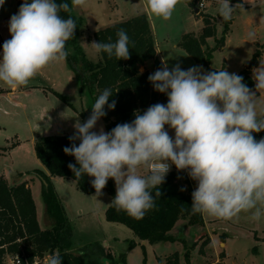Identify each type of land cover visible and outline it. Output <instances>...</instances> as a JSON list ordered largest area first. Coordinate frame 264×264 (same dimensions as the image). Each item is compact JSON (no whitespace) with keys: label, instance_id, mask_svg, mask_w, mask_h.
Returning <instances> with one entry per match:
<instances>
[{"label":"clouds","instance_id":"1","mask_svg":"<svg viewBox=\"0 0 264 264\" xmlns=\"http://www.w3.org/2000/svg\"><path fill=\"white\" fill-rule=\"evenodd\" d=\"M4 3L0 0V7ZM178 3L147 0V7L156 17L168 20ZM85 5L86 0H71V7L57 0H24L9 21L11 39L3 43L0 81L12 88L27 86L50 63L65 60L69 55L66 42L77 27L71 15L65 19L60 13ZM238 7L242 5L232 7L230 0H219L218 14L228 21ZM116 36L115 42L109 37L107 43L91 45L109 58L129 59L128 34L120 29ZM254 37L255 32L248 34L249 39ZM161 64L148 81L155 91L167 95V104H153L142 114L135 112L131 123L117 124L109 132L101 127L97 132L93 129L106 116L105 106L116 107L115 100L109 103L112 90L104 89L89 118L73 125L75 133L69 137L73 143L63 148L76 160L68 164L69 169L76 178L92 177L97 195L113 179L116 195L111 204L117 211L142 219L155 206L150 189L162 185L175 165L197 183L191 193L193 214L231 220L241 212H251V219L259 221L264 215V138L256 140L253 133L264 131V109L258 115L256 93L243 83L242 76L225 69L205 72L202 66L183 70L179 63L171 68L166 60ZM252 71L260 92L264 90V63ZM166 126L174 130V138ZM141 168L148 169V174L142 175ZM49 264H62V260L53 254Z\"/></svg>","mask_w":264,"mask_h":264},{"label":"rangeland","instance_id":"2","mask_svg":"<svg viewBox=\"0 0 264 264\" xmlns=\"http://www.w3.org/2000/svg\"><path fill=\"white\" fill-rule=\"evenodd\" d=\"M23 2L24 0H5L4 5L0 7V33L7 40L11 39L10 18L18 12ZM204 2L203 7L195 6L199 8L200 15L188 0H179L168 20L153 15L147 7V0H86L85 6L77 7L72 13L85 21V24L82 22L81 34L88 41L85 42L86 56L93 62L99 60L100 54L90 45L94 34L91 36L89 29L98 31L103 25H107L106 23H112L106 22L105 17L111 16L113 21H119L118 17L122 20L146 13L151 22L159 57L161 61H167L169 68L179 63L183 70L192 66H202L205 72L225 69L236 74L239 69H246L249 65L253 70L260 66V62L264 63V3H260V7L253 11L236 8L230 19L229 31L224 34L225 21L218 14L219 0ZM112 11L124 16H113ZM206 14L213 16L216 24L215 36L209 37L203 47L204 50L207 48L213 50L208 66L197 62L184 46L189 37L198 38L202 34L205 25L203 17ZM250 32H255L253 39L248 38ZM223 37L222 45L219 40ZM1 42L0 36V49L3 47ZM79 44L81 45L80 41ZM257 50L260 51V55L257 60H253ZM145 69L151 73L156 71L152 63L141 70ZM69 70L66 59L52 62L32 78L27 86L18 87V93L14 95L9 93L12 87L0 81V151H2L0 174H5L11 181L18 178L16 176L20 173L23 174L20 179L22 180L27 178V173L32 170H46L35 154L36 139L44 136H73L75 133L73 125L76 121L79 119L83 123L81 113L87 114L89 118L93 98L88 90L81 91L78 88L75 77L70 76L73 83L72 86L69 85V79L65 76ZM54 81L68 87V90H57L66 97V101L49 88ZM31 85H39L41 88L31 89L29 88ZM255 93L257 112L261 115V110L264 109V90ZM100 122L93 131L99 132L103 127L102 119ZM104 131L107 132L105 128ZM167 131L174 138V130ZM32 175H35L34 172ZM187 177L189 185L196 189V182L188 175ZM54 184L61 187L59 195L64 196L70 204L71 210L69 209L70 213L67 216L72 231L70 241H75L72 245L77 246V249H70L72 253L76 254L79 251L86 259L99 264H158V257L165 260L179 252L181 264H185V248L180 241L144 245L135 237L132 229L122 223L106 219L102 206L98 204L100 201L95 195L83 193L76 184L73 186L69 184L61 186L58 182ZM103 192L102 194L111 199L107 191ZM34 194L39 204L42 227H51L46 224L53 225L54 219L44 211L42 191L39 192L38 188H35ZM203 216L206 221L203 225H195L189 223L187 219H181L171 231L173 236L184 239L187 246L197 241V247L191 252L192 264L220 261L222 252L225 253L223 264H264V215L259 221L251 219V212H241L238 217L231 220L218 219L206 214ZM207 237H210L211 242L202 254L199 248ZM115 238L119 239L118 243ZM103 240L109 244H105ZM4 262L10 264L8 256Z\"/></svg>","mask_w":264,"mask_h":264},{"label":"trees","instance_id":"3","mask_svg":"<svg viewBox=\"0 0 264 264\" xmlns=\"http://www.w3.org/2000/svg\"><path fill=\"white\" fill-rule=\"evenodd\" d=\"M188 1L193 7L198 2V0ZM57 2H67L71 7V0H57ZM230 3L243 5L242 0H230ZM199 14L201 15V13ZM60 15L65 19L71 15L76 21L77 28L74 37L66 42L65 50L69 53L66 60L74 73L80 90H88L93 102L104 89L112 90L113 95L110 97L109 103L115 100L116 107L114 110H109L105 106L107 114L102 117L107 132L117 124L131 123L135 119L134 113L137 111L142 114L153 104H167V95L155 91L148 81V76L152 73L148 69L141 70L150 63L156 70L162 67L151 22L146 13L96 31L94 39L97 43H107L109 37H111V42H115L117 40L116 33L120 29L125 30L130 38L129 59L118 60L115 55L109 58L106 53L101 52L97 62L89 60L79 44L82 20L73 15L72 11L71 13L61 11ZM203 20L205 25L202 34L198 38L189 37L184 46L197 62L208 66L213 50L209 48L204 50L203 47L209 37L215 36L216 24L215 18L208 14L204 15ZM229 26L230 20L225 21L224 34L228 33ZM219 43L224 44V37L219 40ZM259 55L260 51L257 50L253 60H257ZM238 75L242 76L243 83L254 91L255 82L251 76V70L243 69ZM55 94L63 100H67L63 94L57 91ZM81 116L83 122L88 119L85 113H81ZM253 135L256 140H260L264 138V131L253 133ZM70 136L72 135L44 136L36 139L34 144L37 158L49 171V174L41 170H35L34 173L43 182L42 195L45 211L54 219L51 227L41 228L37 217L36 203L27 184L24 182L10 185L7 179L0 175V264H4L8 254L26 256L30 262L36 256L58 254L62 264H99L70 251L73 247L72 241H70L71 225L65 207L51 181V176L68 178L75 181L78 189L83 193L93 194L96 192L91 183L92 177L84 175L76 178L68 167L69 163L76 164L75 157L66 155L63 151L64 147H71L73 143L69 140ZM75 143L78 146L80 141L77 140ZM76 166L79 167V165ZM187 175L186 171H177L175 167L166 175L162 185L150 189L154 196L155 206L148 210L142 219H135L123 210L117 211L112 204L106 210V219L126 225L140 240L151 244L180 241L185 248V264H192L191 252L197 247V241L187 246L184 239L171 234L172 229L181 219H187L189 223L195 225L205 223L202 214H193L191 211V193L195 188L189 185ZM180 177L188 185L185 191H181L180 189L184 187L177 183ZM103 190L110 194L113 201L116 195L115 181L109 179ZM157 191L161 192V196L155 195ZM210 242V237L204 238L199 248L200 253L205 252L204 249ZM224 256L225 253L222 252L220 261L209 264H223ZM158 264H181V255L179 252H175L165 260L158 257Z\"/></svg>","mask_w":264,"mask_h":264},{"label":"crops","instance_id":"4","mask_svg":"<svg viewBox=\"0 0 264 264\" xmlns=\"http://www.w3.org/2000/svg\"><path fill=\"white\" fill-rule=\"evenodd\" d=\"M243 1V5H242V7L241 8H246L248 11H253V10H255V9H257L258 7H260V5L262 4V3H264V0H242ZM261 3V4H260ZM230 6H232V7H235V5H233L232 3H230ZM77 7H75V8H72V12H74L75 11V9H76ZM194 9L196 10V7H194ZM199 11V10H198ZM198 11H196L197 13H198ZM200 13V12H199ZM198 13V14H199ZM142 14V13H141ZM112 15L113 16H124V15H119L118 13H116V12H114V11H112ZM135 16H137V15H135ZM76 17H78V18H81L80 16H76ZM134 17V16H133ZM113 17H105V20H106V22H112V23H106L107 25H103V27L101 28V29H103V28H105V27H108V26H110V25H114V24H117V23H119V22H122V21H125V20H128V19H130V18H128L127 17V19L126 18H124V17H122V18H124V19H122V20H120L121 19V17H118L117 19H119V21H117V20H115V21H113V19H112ZM132 18V17H131ZM82 22L85 24V21H83L82 20ZM100 30V29H99ZM89 31H91V36L96 32V30L95 31H93V30H90L89 29ZM0 36H1V44L3 45V43L7 40L6 38H5V36L2 34V33H0ZM79 41H80V43H81V46H82V48H83V50L85 51V53H86V49H85V42H88V41H86V39L84 38V37H82V34L80 35V38H79ZM93 42H96L95 41V39H94V35L92 36V38H91V42H90V45L93 43ZM92 46V45H91ZM93 47V46H92ZM2 50H3V47L0 49V54L2 55ZM87 54V53H86ZM245 69V68H244ZM247 69V68H246ZM241 70H243V69H239V71L238 72H236V74H238ZM251 70V76L253 77V71H252V68L250 69ZM65 76L67 77V79H69L68 81V83H69V85H71L72 86V80H70V76L71 77H75L74 76V73H73V71L70 69L69 70V72H67V74L65 73ZM76 82H77V80H76ZM35 87H38V88H41L39 85H31V86H29V88H31V89H33V88H35ZM65 87V88H64ZM49 88L51 89V90H55V91H57V90H61V89H65V90H68V87L66 86V85H62V84H60V83H58V82H53V84H51L50 86H49ZM78 88H79V86H78ZM80 89V88H79ZM18 90H19V88L18 87H16V88H12L11 90H10V94L11 95H14V94H16V93H18ZM85 91V90H84ZM254 92H256V91H254ZM87 115V114H86ZM91 115V114H90ZM102 119V118H101ZM102 121H103V119H102ZM98 124H100L101 122H100V120L97 122ZM103 127L105 128V130H106V127H105V123H104V121H103ZM103 128V129H104ZM167 129H171V128H168V127H166V130ZM172 130V129H171ZM107 131V130H106ZM172 137H173V135H171ZM37 170V169H36ZM35 170H32L31 172H29V173H27V178H24V179H22V180H20L21 178H22V175L23 174H19L18 176H16V177H18V178H15V179H17V180H13V181H11L10 179H9V177L8 176H6L5 174H0V175H2V176H4L6 179H7V181H8V183L10 184V185H16V184H21V183H26L27 184V186L31 189V191H32V195H33V198H34V200H35V203H36V208H37V217H38V221H39V224H40V226H41V228L42 229H46V227L45 228H43L42 227V225H41V223H40V213H39V204H38V202H37V200H36V196H35V194H34V190H35V188H38V191L40 192V191H42V188H43V182H42V180L40 179V177H38L35 173V175H32L33 174V172H34ZM41 171H43V172H45V173H47V174H49V171L46 169V170H41ZM140 173L142 174V175H147L148 174V169H144V168H141V170H140ZM25 175V174H24ZM18 180H20V181H18ZM15 181H17L15 184H14V182ZM51 181H52V183H53V185H54V187H55V190H56V192H57V194H58V196H59V198L61 199V201H62V203H63V205H64V207H65V210H66V214H67V216H68V213H70V211H69V209H70V204H69V202L65 199V197L64 196H60L59 195V187L60 186H56L54 183L55 182H58V184L59 185H61V184H63V185H67V184H69V185H71V186H73V185H75L76 184V182L75 181H73L72 179H68V178H63V177H58V176H51ZM180 181H182V183L180 182ZM12 182H13V184H12ZM178 182V184H180L182 187H184V188H187L188 187V185H187V183L183 180V179H180V180H178L177 181ZM63 185H61V186H63ZM76 187H77V184H76ZM194 187V186H193ZM60 191H61V187H60ZM104 190H102V193H104L103 192ZM106 191V190H105ZM89 196H91V195H95L97 198V200L98 201H100L98 204L100 205V206H102L101 208H102V210H103V214H104V216H106V210H107V208L111 205V202H112V197H111V199L109 198V196H106V194H100V195H98L97 196V194H96V192L95 193H93V194H88ZM71 210V209H70ZM44 211H45V207H44ZM44 215V214H43ZM205 220V219H204ZM109 223V222H108ZM205 223H206V221H205ZM51 226V224L49 223V224H46V226ZM47 228H49V227H47ZM135 235V234H134ZM74 236V235H73ZM135 237H137V236H135ZM115 240H116V242L118 243L119 242V239L118 238H115ZM103 241H105V240H103ZM72 242H75V241H72ZM140 243H142V244H144V245H147L149 242H147V241H142V240H140ZM75 244V243H74ZM105 244H109L108 242H106L105 241ZM72 248H75V249H77V246L76 245H74ZM71 248V249H72ZM76 254H79V255H82V253L81 252H79L78 251V253H76Z\"/></svg>","mask_w":264,"mask_h":264},{"label":"built area","instance_id":"5","mask_svg":"<svg viewBox=\"0 0 264 264\" xmlns=\"http://www.w3.org/2000/svg\"><path fill=\"white\" fill-rule=\"evenodd\" d=\"M197 5L199 7L205 6L204 0H198ZM173 170V165L171 166V169L168 173H170ZM8 259L10 261V264H49V258L51 255L46 254L43 257L36 256L32 262L29 261V259L25 256L21 257L20 255H14V254H8ZM4 264H6L4 262Z\"/></svg>","mask_w":264,"mask_h":264},{"label":"water","instance_id":"6","mask_svg":"<svg viewBox=\"0 0 264 264\" xmlns=\"http://www.w3.org/2000/svg\"><path fill=\"white\" fill-rule=\"evenodd\" d=\"M199 8L196 7V11H198ZM251 68V65L247 66V69H250Z\"/></svg>","mask_w":264,"mask_h":264}]
</instances>
